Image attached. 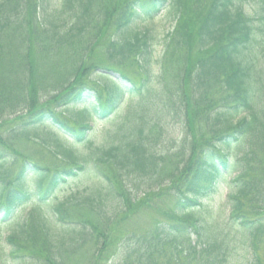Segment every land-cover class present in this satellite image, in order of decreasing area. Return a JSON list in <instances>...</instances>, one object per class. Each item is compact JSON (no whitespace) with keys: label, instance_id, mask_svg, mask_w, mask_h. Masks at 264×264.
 I'll list each match as a JSON object with an SVG mask.
<instances>
[{"label":"trees","instance_id":"16d2710c","mask_svg":"<svg viewBox=\"0 0 264 264\" xmlns=\"http://www.w3.org/2000/svg\"><path fill=\"white\" fill-rule=\"evenodd\" d=\"M96 1L0 0V123L10 128L6 137L0 136V164L11 156L12 140L33 139L40 124L57 125L58 130L75 141L86 138L91 131L90 123L80 122L78 127H72L56 116L54 104L57 108L64 106L65 110L74 107L73 104L84 106L97 95V104L79 111L88 112V116L99 111L105 117L118 107L126 90L122 85L107 82L103 88L105 95L85 90L88 86L85 77L101 66H75L74 76L56 89L54 97L42 104L35 96L37 81L32 71L35 56L62 49L88 35L98 7ZM106 10L115 19L114 37L106 41L104 60L120 68L123 75L129 71L128 65L136 68L141 100L131 108L143 113L137 117L134 110L130 111L137 117V123L130 122L126 134L120 129L119 134L123 133L118 140L120 145L99 149L96 161L109 166L119 177L137 175L148 189L139 191L136 184L140 183L134 179L131 184L138 190L133 195L132 189H125L120 181L116 184L100 170L90 180L102 178L108 183L106 189L94 184L77 203L69 200L52 209L56 223L66 227L65 233L55 236L53 223L37 209L18 229L19 235L8 238L9 241L15 246L16 239L29 244V252L42 257L45 264H54L52 250L71 255L93 235L92 228L87 227L92 222L85 224L69 218L70 206L95 207V215L107 229L114 223L123 226L135 215L136 206L144 205L143 197L151 192L150 186L153 183L158 186L155 181L165 167L179 158L177 153L159 155L147 147L146 130L149 131L147 127L154 120L147 118L146 111L152 106L159 117L165 115L164 111L171 116L175 107L184 120L191 146L173 176L175 205L169 214L174 222H156L143 235L138 231L110 235L107 229L96 235L101 237L102 244L115 249L116 264H232L241 248L242 253L250 255L248 264H264V0H119ZM162 10H167L175 23L165 36V54L171 51L174 56L186 49L187 54L181 59L184 70L189 71L187 75H191L187 84L177 90L178 105L169 99L165 86L154 90L152 83H148L152 78L149 63L153 39L146 32L128 31L136 22L151 20ZM189 14L194 17L193 27L186 22ZM107 22L104 20L101 27ZM15 78L16 81H11ZM69 80L73 82L68 83ZM13 86L22 92H15ZM156 98L159 99L155 101ZM23 105L25 113L8 120ZM198 128L206 129L200 142L194 138ZM59 149L69 166L57 168L48 176L35 165V173L40 170V179L34 192L24 185L25 173H30L26 161L14 182L6 181L5 173L0 175V181L5 182L0 194L3 221L27 200L45 202L60 184L78 173L90 177L84 174L86 164L81 165L69 147ZM231 175L227 183L225 179ZM225 182L230 223L215 218L209 208L205 210L207 199ZM232 227L236 231L232 232ZM19 250L17 246L14 253Z\"/></svg>","mask_w":264,"mask_h":264},{"label":"rangeland","instance_id":"374dc122","mask_svg":"<svg viewBox=\"0 0 264 264\" xmlns=\"http://www.w3.org/2000/svg\"><path fill=\"white\" fill-rule=\"evenodd\" d=\"M118 1L119 0H97L96 4L98 7L93 13L94 16L90 25L91 30L88 35L84 36L82 39L73 41V44L66 45L62 47V49L39 53V55L35 56L36 61L32 71L37 81V94L35 96L38 103L43 104L44 101L54 97L57 92L56 89L64 85L67 79L74 76V72L77 71L75 66L82 65L87 68L107 64L104 60L105 57H103V51L106 41L114 37L113 23L115 15L112 17L109 13L110 10H106V8H112ZM96 14H99V17ZM104 20L108 22L104 23L101 27ZM186 22L190 27H193L194 17H191L190 14L187 15ZM174 25L175 23L169 18L167 10H163L162 13L151 20L136 22L128 31L146 32L153 39L151 41L153 45L152 57L149 63L152 71L150 83H152L151 85L154 90H159L160 86H165L166 91H168L167 96L169 99H172L175 103L177 102L178 105L177 90L181 89L182 85L187 84L191 75H187L189 71L187 72L184 70V64L181 59L183 55L187 54L186 49L180 50L178 55L174 54V56L171 55V51L165 54L167 45L165 43V36ZM100 36L103 38H100ZM192 53L195 57V49H192ZM194 65V61H192L191 66ZM128 68L129 71H124L125 74L137 85L140 82V77L136 75V68L129 65ZM113 76L114 78H119L114 74ZM106 79L108 81L110 80L109 78L101 76L96 70L92 73L89 72L85 77L89 87H97L101 91L103 90L102 87H104L102 85L106 83ZM11 81H16V78ZM72 82V80L68 81V83ZM86 89L89 90V88ZM13 90L15 92H22L16 86H13ZM89 91L91 92V90ZM158 99L159 98H156L155 101ZM140 100L141 98L134 93L129 91L125 92L117 109L105 117L101 115L99 111L95 113L91 112L89 116L88 112L81 113V111H78L79 109L82 110V108L84 110H86V108L91 109L92 104H97L94 95L86 101L84 106L73 104L71 106L74 107H66L65 110H63L64 106L57 108L54 102L50 105L54 104L52 108L56 110V116L70 123L72 127H78L80 122H92V129L84 140L75 141L71 136L65 135L58 130L57 125L54 127L50 124L38 125L34 131L35 136L33 139L20 137L12 140V148L9 150L11 156H7L4 159L5 161L0 164V175L5 173V180H8L10 183L17 179V175L21 171V165L24 164L25 161L32 162L42 167L48 176L54 170H57V168H66L69 166L67 162L64 161V156L60 154L59 147H69L73 153L79 157V163L81 165L86 164L84 174L90 177L87 178L78 173L77 177L68 179V182L60 184L45 202H37L36 199L27 200L25 203L18 206L14 214L9 217V219H6V221H3V215L0 214V264H45L46 261H44L42 257H37L32 254V252H29V249H31L29 248V244L16 239V241L14 240L15 246L8 238L14 236L16 238L20 232L18 229L29 221L30 214L37 209H40V212L53 223L52 230L55 236H60L65 233L66 227L56 223L52 209L58 206V204L69 200L77 203L75 201L80 200V196L85 195L94 184L98 187L102 186V189H106L108 183L102 178L90 180V178L99 175L98 173L100 170L110 179H113L116 184L121 182L120 184L123 185L125 189L126 187L132 189L133 195L136 194L138 189L139 191L148 189L145 181L140 180L137 175L123 174V176L121 175L119 177L115 171L109 169V166H101V164H98L96 161L97 157L100 155L98 152L99 149L120 145V142H118L120 135L123 133L126 134L125 130L130 125V122L131 125L137 123L136 118L143 112L140 110L137 113V111L131 107L139 105ZM25 106L23 105L17 108L12 115L8 116V120H12L18 113H25ZM173 108L171 116H166L167 113L164 111L163 113H165V115L163 117H159L152 106L149 111H146L147 118L154 120L151 121L150 125L147 127L149 131L146 130L145 143L147 147H149L150 151L159 155L177 153L179 158H174L169 166L165 167V170H163L164 174L161 173L155 181L159 183L158 186L154 183L150 186L151 192L143 197L144 205L142 207L136 206L138 210L135 215L133 214L123 226H116L114 223L113 226H108V229L106 224L95 215V207H90L86 204L85 206H70L69 218H73L78 222L83 221L85 224L92 222L88 224L87 227L92 228L90 232H93V235L91 239L89 238L84 242L80 249H77V252L71 253V255L64 252L58 254L56 251L52 250L53 256L55 257L53 258L56 260H52L54 264L55 262H57L56 264H104L107 259L110 260L113 256L114 257L108 264H116L117 261H115V258L117 256L114 255L115 249L113 250L109 244H102L101 237L98 238L96 234L104 232L107 229L110 235L120 231L123 234L126 231H138L143 235L154 227L156 222H174V220L170 219L172 217H170L169 214V210H173L175 205L173 203L172 193V183L175 180L173 176L175 169L182 165L185 161L184 158L190 151L191 138L190 135H186L183 125L184 120L181 118V115L176 112L175 107ZM133 110L137 113V117L131 115L133 112L131 113L130 111ZM3 115L4 118H6L5 113ZM83 115H86L88 118L85 119ZM0 126V136L3 137L8 134L10 128L4 127L3 122L0 123ZM120 129L123 133L119 134ZM205 132L206 129L198 128L194 137L195 141L200 142V137H202L201 133L204 134ZM28 169L30 173H25L24 177L26 183L24 185L30 192H34L36 181L40 179L38 174L40 172L38 171V173H35L36 169L33 167ZM230 177H232V175L225 179L227 183ZM134 179L140 183L136 184V187L139 185L137 190L136 187L134 188L131 184ZM226 182L218 186L216 194L210 200L207 199L205 210L208 211L209 208L211 215L215 218L218 219V217H220L219 220L222 218L224 223H230L228 219L230 207L225 200L227 192L225 186ZM4 184L3 181H0V194L4 190ZM167 211L168 215L165 214ZM231 230L233 232L235 228L232 227ZM17 246H19L20 250L15 254L14 251ZM242 251V248L239 249L237 259H235L232 264H248L250 255L249 253L246 255L242 253ZM37 253L39 254L38 251Z\"/></svg>","mask_w":264,"mask_h":264}]
</instances>
